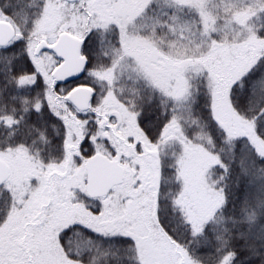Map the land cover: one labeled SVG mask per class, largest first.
Listing matches in <instances>:
<instances>
[{"label": "snow or ice", "instance_id": "1", "mask_svg": "<svg viewBox=\"0 0 264 264\" xmlns=\"http://www.w3.org/2000/svg\"><path fill=\"white\" fill-rule=\"evenodd\" d=\"M0 264H264V0H0Z\"/></svg>", "mask_w": 264, "mask_h": 264}]
</instances>
